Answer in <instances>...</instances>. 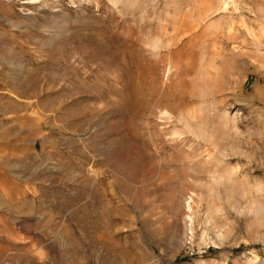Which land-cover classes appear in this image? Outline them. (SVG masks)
<instances>
[{"label": "rangeland", "instance_id": "374dc122", "mask_svg": "<svg viewBox=\"0 0 264 264\" xmlns=\"http://www.w3.org/2000/svg\"><path fill=\"white\" fill-rule=\"evenodd\" d=\"M0 264H264V0H0Z\"/></svg>", "mask_w": 264, "mask_h": 264}]
</instances>
